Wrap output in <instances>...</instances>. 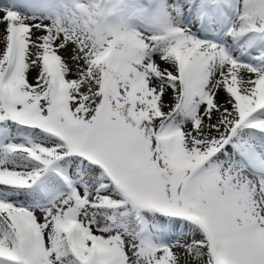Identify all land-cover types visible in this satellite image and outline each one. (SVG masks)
Masks as SVG:
<instances>
[{
  "label": "snow or ice",
  "instance_id": "snow-or-ice-1",
  "mask_svg": "<svg viewBox=\"0 0 264 264\" xmlns=\"http://www.w3.org/2000/svg\"><path fill=\"white\" fill-rule=\"evenodd\" d=\"M0 264H264V0H0Z\"/></svg>",
  "mask_w": 264,
  "mask_h": 264
},
{
  "label": "bare ground",
  "instance_id": "bare-ground-1",
  "mask_svg": "<svg viewBox=\"0 0 264 264\" xmlns=\"http://www.w3.org/2000/svg\"><path fill=\"white\" fill-rule=\"evenodd\" d=\"M221 99H223V96H221Z\"/></svg>",
  "mask_w": 264,
  "mask_h": 264
}]
</instances>
